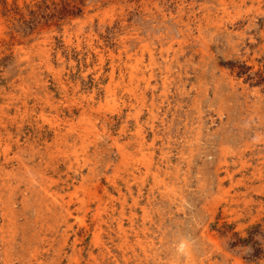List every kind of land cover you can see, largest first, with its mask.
Returning a JSON list of instances; mask_svg holds the SVG:
<instances>
[{
    "label": "rangeland",
    "instance_id": "374dc122",
    "mask_svg": "<svg viewBox=\"0 0 264 264\" xmlns=\"http://www.w3.org/2000/svg\"><path fill=\"white\" fill-rule=\"evenodd\" d=\"M0 104V264H264V0H0Z\"/></svg>",
    "mask_w": 264,
    "mask_h": 264
},
{
    "label": "bare ground",
    "instance_id": "6f19581e",
    "mask_svg": "<svg viewBox=\"0 0 264 264\" xmlns=\"http://www.w3.org/2000/svg\"><path fill=\"white\" fill-rule=\"evenodd\" d=\"M225 3H226V2H225ZM80 4H81V3H80ZM222 5H223V4H222ZM149 8H150V7H149ZM223 10H224V9H223ZM87 16H88V15H87ZM197 19H198V18H197ZM63 26H64V25H63ZM204 27H205V26H204ZM197 28H198V27H197ZM126 36H127V35H126ZM45 40H46V39H45ZM17 41H18V40H17ZM170 42H171V41H170ZM180 42H181V41H180ZM199 42H200V41H199ZM44 45H45V44H44ZM15 46H16V45H15ZM110 53H111V52H110ZM154 53H155V52H154ZM45 56H46V55H45ZM112 56H113V55H112ZM43 57H44V56H43ZM118 57H119V55H118ZM139 58H140V57H139ZM45 61H46V60H45ZM139 61H140V60H139ZM145 68H146V67H145ZM140 70H141V69H140ZM176 72H177V71H176ZM32 73H33V72H32ZM14 80H15V79H14ZM142 80H143V79H142ZM107 82H108V81H107ZM199 84H200V83H199ZM135 87H136V86H135ZM131 93H132V92H131ZM24 101H25V100H24ZM27 103H28V102H27ZM1 106H2V105L0 104V108H2ZM31 106H33V105H31ZM25 108H26V107H25ZM30 108H31V107H30ZM67 108H68V107H67ZM69 109H70V108H69ZM55 111L57 112V110H55ZM30 112H31V111H30ZM56 112H55V113H56ZM90 112H91V111H90ZM29 114H30V113H29ZM31 115H32V114H31ZM80 116H81V115H80ZM70 120H71V119H70ZM86 120H87V119H86ZM262 120H264V119H262ZM58 122H59V121H58ZM62 123H63V122H62ZM71 123H72V122H71ZM56 124H57V123H56ZM58 125H59V124H58ZM76 125H78V124H76ZM88 125H89V124H88ZM2 126H3V125H2ZM54 126H55V125H54ZM80 126H81V125H80ZM91 126L94 127V124H92ZM78 127H79V125H78ZM92 127H91V128H92ZM52 128H53V127H52ZM70 128H71V127H70ZM75 128H76V127H75ZM80 128H81V127H80ZM94 128H95V127H94ZM139 128H140V127H139ZM56 129H57V128H56ZM48 130H49V129H48ZM48 130H47V131H48ZM70 130H71V129H70ZM59 131H60V130H59ZM54 132H55V131H54ZM89 132H90V131H89ZM57 133H58V132H57ZM71 133H72V132H71ZM71 133H70V134H71ZM76 133H77V132H76ZM66 134H67V133H66ZM78 134H79V133H78ZM81 134H82V133H81ZM56 135H57V134H56ZM59 135H60V133H59ZM61 135H62V134H61ZM63 135H64V134H63ZM57 136H58V135H57ZM140 136H141V134H140ZM83 137H84V136H83ZM10 138H11V137H10ZM53 138H54V137H53ZM70 138H71V137H70ZM76 138H77V137H76ZM4 139H5V138H4ZM56 139H57V138H56ZM64 139H65V138H64ZM213 139H214V138H213ZM7 140H8V139H7ZM10 140H11V139H10ZM1 142H2V140L0 139V144H1ZM14 142H15V141H14ZM14 142H13V143H14ZM55 142H56V141H55ZM71 142H72V141H71ZM4 143H5V147H6L7 149H9V147H10L11 145L8 144L7 142H4ZM72 143H73V142H72ZM142 143H143V142H142ZM116 145H117V148H118V150H119V152H120V155H121V158H120V159H121L122 161L125 160V158H126L127 155H128V154H126V153H127V150L125 151L124 146L121 145V144H116ZM13 146H14V145H13ZM49 146H50V145H49ZM140 146H141V145H140ZM60 147H61V146H60ZM66 147H67V146H66ZM4 149H5V148H4ZM4 149H2V150H4ZM7 149H6V150H7ZM142 150H143V149H142ZM4 151H5V150H4ZM148 153H149V152H148ZM223 154H224V153H223ZM224 157H225V156H224ZM3 159H4V158H3ZM23 159H24V158H23ZM142 159H143V158H142ZM144 160H145V159H144ZM127 162H128V161H127ZM127 162H126V163H127ZM261 162H262V161H261ZM42 163H43V162H42ZM42 163H41V164H42ZM126 163H125V164H126ZM222 163H223V162H222ZM46 164H47V162H46ZM43 165H44V164H43ZM146 165H147L146 167L149 168V166H150V162H148ZM45 166H46V165H45ZM19 167H20V166H19ZM46 167H47V166H46ZM21 168H22V167H21ZM32 168L34 169V167H32ZM43 168H44V167H43ZM241 168H242V167H241ZM44 169H45V168H44ZM52 169H53V168H52ZM23 170H24V169H23ZM45 170H46V169H45ZM45 170H44V171H45ZM25 171H27V175H28V177H29V179H30V178L32 177V172H31L30 169H28V168H26ZM41 172H42V171H41ZM125 172H126V171H125ZM16 173H17V172H16ZM7 174H8V175H12V174H14V173H12V174H11V173H7ZM23 175H24V174H23ZM42 175H43V174H42ZM6 176H7V175H5V177L2 178V183H3V181L6 182V180H7V179H5ZM44 176H45V175H44ZM44 176H43V177H44ZM7 177H8V176H7ZM26 177H27V176H26ZM4 179H5V180H4ZM45 180H46V179H45ZM31 181H32V180H31ZM38 181H39V180H38ZM40 181H41V180H40ZM46 181H48V179H47ZM124 181H125V180H124ZM5 182H4V183H5ZM41 183H42V182H41ZM21 184H22V183H21ZM4 185H5V184H4ZM6 185H7V184H6ZM80 186H81V185H80ZM80 186H79V187H80ZM129 186H130V185H129ZM4 188H5V187H4ZM100 189H101V188H100ZM106 190H107V189H106ZM87 191H88V190H87ZM87 191H86V192H87ZM107 191H108V190H107ZM94 193H95V192H94ZM237 193H238V192H237ZM44 194H45V193H44ZM106 194H108V192H107ZM40 197H41V196H40ZM42 197H43V196H42ZM44 197H45V196H44ZM88 197H89V196H88ZM91 197H92V196H91ZM98 198H99V197H98ZM98 198H96V199L98 200ZM100 198H101V197H100ZM103 198H104V197H103ZM89 199H90V198H89ZM94 200H95V199H94ZM116 200H117V199H116ZM133 200H134V199H133ZM133 200H132V201H133ZM88 201H89V200H88ZM99 201H100V200H99ZM99 201H97V202H99ZM93 202H94V201H93ZM102 202H103V201H102ZM46 203H47V202H46ZM99 203H100V202H99ZM54 204H55V203H54ZM95 204H96V203H95ZM95 204H94V205H95ZM84 205H85V204H84ZM84 205H83V206H84ZM87 205H88V204H87ZM87 205H86V206H87ZM100 205H101V204H100ZM122 205H123V204H122ZM134 206H135V205H134ZM83 208H85V207H83ZM120 209H122V208H120ZM145 209H146V208H145ZM45 210H46V209H45ZM48 210H49V209H48ZM48 210H47V211H48ZM112 210H113V209H112ZM85 211H86V209H85ZM45 212H46V211H45ZM45 212H44V213H45ZM96 213H97V212H96ZM234 213H236V212H234ZM47 214H48V213H47ZM52 214H53V213H52ZM70 214H71V213H70ZM59 215H60V214H59ZM95 215H96V214H95ZM61 216H63V215H61ZM44 217H45V216H44ZM106 217H107V216H106ZM111 218H112V217H111ZM43 219H45V218H43ZM115 219H116V218H115ZM133 220H134V219H133ZM59 221H60V220H59ZM59 221H58V222H59ZM93 221H94V220H93ZM143 221H144V220H143ZM12 222H13V221H12ZM118 222H119V221H118ZM118 222H117V224H118ZM59 223H60V222H59ZM139 223H140V222H139ZM57 224H58V223H57ZM117 224H116V225H117ZM96 225H97V224H96ZM137 225H138V224H137ZM141 225H142V224H141ZM232 225H233V224H232ZM51 226H52V225H51ZM51 226H49V227H51ZM99 226H100V225H99ZM107 226H108V225H107ZM121 227H122V225H121ZM52 228H53V227H52ZM100 228H101V227H100ZM56 229H57V228H56ZM52 230H53V229H52ZM55 232H56V231H55ZM14 234H15V233H14ZM67 234H68V233H67ZM121 234H122V233H121ZM37 236H38V235H37ZM128 239H129V238H128ZM51 241H52V240H51ZM53 241H54V240H53ZM53 241H52V242H53ZM137 245H138V244H137ZM48 246H50V245H48ZM92 247H93V246H92ZM46 249H47V248H46ZM54 257H55V256H54ZM107 261H108V260H107ZM91 264H92V263H91Z\"/></svg>",
    "mask_w": 264,
    "mask_h": 264
},
{
    "label": "clouds",
    "instance_id": "9594fccd",
    "mask_svg": "<svg viewBox=\"0 0 264 264\" xmlns=\"http://www.w3.org/2000/svg\"><path fill=\"white\" fill-rule=\"evenodd\" d=\"M191 241L188 239H183L178 245H176V252L180 256H188L191 254Z\"/></svg>",
    "mask_w": 264,
    "mask_h": 264
}]
</instances>
